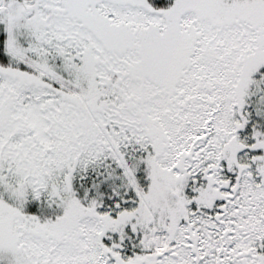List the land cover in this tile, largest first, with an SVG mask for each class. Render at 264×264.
Instances as JSON below:
<instances>
[{
  "label": "snow or ice",
  "instance_id": "obj_1",
  "mask_svg": "<svg viewBox=\"0 0 264 264\" xmlns=\"http://www.w3.org/2000/svg\"><path fill=\"white\" fill-rule=\"evenodd\" d=\"M0 264H264V0H0Z\"/></svg>",
  "mask_w": 264,
  "mask_h": 264
}]
</instances>
